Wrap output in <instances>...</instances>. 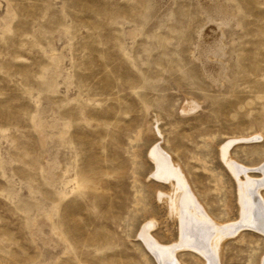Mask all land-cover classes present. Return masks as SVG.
I'll return each instance as SVG.
<instances>
[{"label": "rangeland", "instance_id": "1", "mask_svg": "<svg viewBox=\"0 0 264 264\" xmlns=\"http://www.w3.org/2000/svg\"><path fill=\"white\" fill-rule=\"evenodd\" d=\"M156 115L198 202L240 220L220 147L264 163V0H0V264H157L136 236L154 214L177 240L146 181ZM263 256L244 227L219 263Z\"/></svg>", "mask_w": 264, "mask_h": 264}, {"label": "bare ground", "instance_id": "2", "mask_svg": "<svg viewBox=\"0 0 264 264\" xmlns=\"http://www.w3.org/2000/svg\"><path fill=\"white\" fill-rule=\"evenodd\" d=\"M190 108L191 105H186L182 111ZM155 120L156 123L159 121L157 115ZM145 130L148 135L155 137L147 147L146 155L149 159L150 171L146 181L157 180L166 185L165 190L159 191L157 201L165 206L166 217L175 224L177 240L169 243L170 246L162 244L153 230L157 225L159 226V220L154 214L146 216L140 222L136 235L144 253L148 252L157 264H178L176 252L191 248L201 255L207 264H220L224 242L232 235L235 236L236 233L243 231L244 227L264 237V196L261 193L262 190L264 191V163L252 169L242 168L230 154L232 144H223L220 147L224 164L238 182L237 201L240 220L219 222L198 202L181 165L170 155L164 145L163 130L158 123L153 127L148 125ZM244 139L251 141L255 140V137L242 140ZM254 169L262 174L261 178H248L249 170ZM241 173L244 174L243 180L239 176ZM164 234L168 237L172 236L166 223ZM259 264H264V256Z\"/></svg>", "mask_w": 264, "mask_h": 264}]
</instances>
